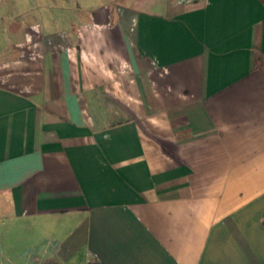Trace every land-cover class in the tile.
Wrapping results in <instances>:
<instances>
[{
  "label": "crops",
  "instance_id": "obj_1",
  "mask_svg": "<svg viewBox=\"0 0 264 264\" xmlns=\"http://www.w3.org/2000/svg\"><path fill=\"white\" fill-rule=\"evenodd\" d=\"M90 1L0 0V264H264V0Z\"/></svg>",
  "mask_w": 264,
  "mask_h": 264
},
{
  "label": "rangeland",
  "instance_id": "obj_2",
  "mask_svg": "<svg viewBox=\"0 0 264 264\" xmlns=\"http://www.w3.org/2000/svg\"><path fill=\"white\" fill-rule=\"evenodd\" d=\"M72 1V0H71ZM75 1V0H74ZM78 4L80 5V8H87L92 6L94 3L90 0H77ZM98 3V2H97ZM92 4V5H91Z\"/></svg>",
  "mask_w": 264,
  "mask_h": 264
},
{
  "label": "built area",
  "instance_id": "obj_3",
  "mask_svg": "<svg viewBox=\"0 0 264 264\" xmlns=\"http://www.w3.org/2000/svg\"><path fill=\"white\" fill-rule=\"evenodd\" d=\"M45 264H50V263H45Z\"/></svg>",
  "mask_w": 264,
  "mask_h": 264
}]
</instances>
